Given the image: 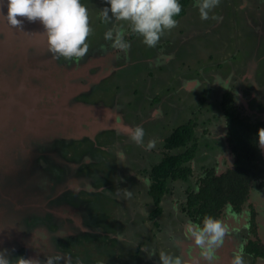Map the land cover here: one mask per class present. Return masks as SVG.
Returning <instances> with one entry per match:
<instances>
[{"label":"rangeland","instance_id":"obj_1","mask_svg":"<svg viewBox=\"0 0 264 264\" xmlns=\"http://www.w3.org/2000/svg\"><path fill=\"white\" fill-rule=\"evenodd\" d=\"M81 3L92 28L89 50L65 59L48 52L39 21L18 17L22 28L10 26L7 0H0V42L11 50L4 59L18 61L12 54L23 56L26 47L46 59L37 67L50 74L0 63V251L10 260L22 256L39 264L50 257L53 264H162L161 252L185 264H231L237 253L244 264H264L244 250L251 204L264 243V184L253 181L240 211L230 203L223 207L217 219L228 235L211 262L185 231L188 221L203 224L187 202L201 176L233 165L224 93L231 92L238 112L264 119V0H220L208 20L191 0L155 47L132 33L128 22L106 21L105 0ZM118 28L127 51L104 38ZM30 78L36 103L6 100ZM39 84L52 89L40 91ZM189 121L194 135L187 145L196 146L192 174L168 179L161 212L153 217L158 205L148 193L151 166L185 148L167 149L164 139ZM137 125L144 128L145 146L156 141L151 150L125 133Z\"/></svg>","mask_w":264,"mask_h":264},{"label":"clouds","instance_id":"obj_2","mask_svg":"<svg viewBox=\"0 0 264 264\" xmlns=\"http://www.w3.org/2000/svg\"><path fill=\"white\" fill-rule=\"evenodd\" d=\"M106 7L101 10L102 17L107 21H126L132 33L142 37L148 47H155L166 31L178 25L175 19L182 11L179 0H105ZM220 0H195L194 6L199 9L202 20L209 19V12L217 7ZM3 14V13H0ZM111 14V15H110ZM39 21L43 25L40 33L45 37L48 52L53 57L65 59L84 57L89 45L87 38L92 32L87 7L81 0H7L6 20L13 28L21 29L22 20ZM220 19L219 17H212ZM105 40L112 41V48L127 51L130 47L125 40L123 29H109L104 33ZM157 112H160L157 109ZM156 116V113L153 114ZM125 133L131 141L139 146L144 145L145 131L142 126L125 127ZM259 146L264 148V128L257 132ZM155 140H149L146 150L155 147ZM185 231L194 240L197 247L203 249L205 259L210 262L228 235V226L211 215H205L202 226L188 221ZM162 264H185L180 257H171L160 253ZM0 264H39L34 259L22 256L9 259L5 251H0ZM46 264H53L48 258ZM231 264H244L242 256L237 253Z\"/></svg>","mask_w":264,"mask_h":264},{"label":"trees","instance_id":"obj_3","mask_svg":"<svg viewBox=\"0 0 264 264\" xmlns=\"http://www.w3.org/2000/svg\"><path fill=\"white\" fill-rule=\"evenodd\" d=\"M191 0H179L182 6L178 19L186 12V6ZM222 109L225 114L228 144L234 154L233 165L219 173L214 169L207 170L201 176L198 190L188 196V205L199 214L203 220L205 215L218 218L221 210L230 203L235 211H240L242 204L248 199L252 183L256 186L264 184V153L259 146L257 132L264 128V119H253L235 109L233 95L224 93ZM194 135V124L189 121L174 128L164 139L167 149L184 146L178 152H167L151 166L150 186L148 193L154 204L161 202L167 191L168 179L186 180L192 174L191 160L195 156L196 146L187 145ZM249 221V236L244 250L253 255L254 259L264 258V243L258 231V210L251 204ZM161 207L155 206L151 211L153 217L158 216Z\"/></svg>","mask_w":264,"mask_h":264},{"label":"flooded vegetation","instance_id":"obj_4","mask_svg":"<svg viewBox=\"0 0 264 264\" xmlns=\"http://www.w3.org/2000/svg\"><path fill=\"white\" fill-rule=\"evenodd\" d=\"M19 38H20V36L17 35L16 36V39H19ZM3 43H4V41L3 42H0V63H3L5 65H7V62H9L10 65H11V69L12 70H21V71L23 70L26 74L28 73V71H31V72H33L35 74H38V75H42V74L44 76L50 75L48 73V70H42V69L39 70V68L37 67V66H41V65L43 66V65H45V64H43V60L46 61V59L43 58V57L41 59V57H38L37 55H32V54L29 55V52L27 51V48L26 47L23 50V53H24L23 56L19 55L20 53L17 54V55L16 54H12V56H13L14 59H15V57L18 58V61H15L14 62L13 59H11V60L4 59L8 55H10V53H11L10 51L11 50H2L3 47H4ZM12 52H14V51H12ZM17 64H19V65H17ZM40 77H42V76H40ZM25 79H26V76H25ZM43 79H45V80L48 81L47 78H43ZM49 80H50V78H49ZM35 87L37 88L36 84L31 80V78H30V80L28 82H24L23 83V82L20 81V83L16 87H14L13 89H11L14 92L12 91L10 97L8 99H6V100H8V101L9 100H16L17 103H21V101L31 103V102H33V100L35 101V97H36L35 91H37V89H35ZM49 88H51V87L50 86H48V87L45 86L42 89V85L41 84H39V87H38V89L40 91L41 90L42 91L43 90H47ZM73 88H71V89H73ZM17 93H18V95H17ZM25 94H26V97L22 96V95H25ZM22 98H23V100H21ZM25 99H28V100H25ZM37 99H39V98H37ZM222 99H223V97H222ZM221 102H222V100H221ZM35 103H36V101H35ZM56 103L58 104L57 101H56Z\"/></svg>","mask_w":264,"mask_h":264}]
</instances>
